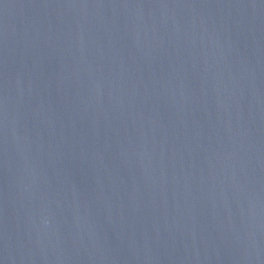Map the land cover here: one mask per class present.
I'll use <instances>...</instances> for the list:
<instances>
[{
	"label": "water",
	"instance_id": "95a60500",
	"mask_svg": "<svg viewBox=\"0 0 264 264\" xmlns=\"http://www.w3.org/2000/svg\"><path fill=\"white\" fill-rule=\"evenodd\" d=\"M0 264H264V0H0Z\"/></svg>",
	"mask_w": 264,
	"mask_h": 264
}]
</instances>
